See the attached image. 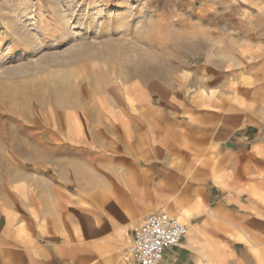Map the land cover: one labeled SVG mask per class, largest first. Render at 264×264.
<instances>
[{
    "label": "crops",
    "instance_id": "obj_1",
    "mask_svg": "<svg viewBox=\"0 0 264 264\" xmlns=\"http://www.w3.org/2000/svg\"><path fill=\"white\" fill-rule=\"evenodd\" d=\"M173 2L232 57L155 73V102H106L53 147L0 143V264H138L126 245L156 211L188 227L159 264H264V0Z\"/></svg>",
    "mask_w": 264,
    "mask_h": 264
},
{
    "label": "rangeland",
    "instance_id": "obj_2",
    "mask_svg": "<svg viewBox=\"0 0 264 264\" xmlns=\"http://www.w3.org/2000/svg\"><path fill=\"white\" fill-rule=\"evenodd\" d=\"M65 1L70 2L66 11ZM90 1L0 0V143L5 147L16 146L17 152L25 142L53 147L74 125L87 132L104 120L106 102L117 110L155 102V73L168 77L184 61L232 57L215 32H205L203 44L184 36V22L172 20L173 0ZM33 19L49 23L48 36L33 38L24 50L23 45L6 49V28ZM58 22L72 23L71 28L82 22L87 34L70 42L72 31ZM82 45L91 52L78 55Z\"/></svg>",
    "mask_w": 264,
    "mask_h": 264
},
{
    "label": "built area",
    "instance_id": "obj_3",
    "mask_svg": "<svg viewBox=\"0 0 264 264\" xmlns=\"http://www.w3.org/2000/svg\"><path fill=\"white\" fill-rule=\"evenodd\" d=\"M188 227L166 211L151 212L133 228L126 253L138 264H159L169 247H176Z\"/></svg>",
    "mask_w": 264,
    "mask_h": 264
},
{
    "label": "bare ground",
    "instance_id": "obj_4",
    "mask_svg": "<svg viewBox=\"0 0 264 264\" xmlns=\"http://www.w3.org/2000/svg\"><path fill=\"white\" fill-rule=\"evenodd\" d=\"M69 2V1H68ZM68 2L65 1L63 7L65 8V11L67 10L66 8V4H69ZM91 1L90 0H87V3L89 4ZM68 14V13H67ZM58 15V13L56 14ZM18 19H20V17L22 18L23 15H21L19 17V15H17ZM51 17V16H49ZM88 17V16H87ZM52 18V17H51ZM25 19V18H24ZM55 19V18H54ZM34 20V19H33ZM53 20V19H52ZM63 20V18L61 19V21ZM19 21V20H18ZM45 21V20H44ZM42 24H40V22L38 23V21H36V19L34 20L33 23H29L30 25H28L26 23V21L24 20H21V24H23L21 26V24H17L18 22H16V24H14L15 26H12L11 29L9 27L6 28V31L3 33V37H5L6 39V49H10L12 52H14L20 45H23L22 46V49L24 50V47L25 46H30L32 44V41H33V38H40L42 36H48V32H46L47 30V25L49 24L48 22L46 23V21ZM56 21V20H54ZM76 21V20H75ZM50 22V21H49ZM84 22V21H83ZM80 26H77V24H75L72 28L70 27L72 23H67V22H64L62 24V22H58V25L62 24L61 25V28L64 29L65 32L67 31H72L71 33V36H70V39L69 41L70 42H77V37L78 35H85L87 34V31H85V27L82 25V22H78ZM57 24V23H56ZM87 28H89V25H86ZM59 34L60 33H54L53 36L58 38L59 37ZM65 34V33H64ZM66 37L68 36L67 34H65ZM41 39V38H40ZM20 42V43H19ZM78 44V43H77ZM77 44H74L75 46H77ZM80 44V43H79ZM83 46V45H82ZM74 47V46H73ZM91 52V48H81L80 50L77 51L78 55H81L83 54V56L85 54H89ZM65 55V54H64ZM71 56V55H70ZM74 56V55H73ZM76 56V55H75ZM82 56V55H81ZM66 57V56H64ZM63 57V58H64ZM68 58V57H67ZM76 58V57H75ZM19 69V68H18ZM18 69H15L18 71ZM21 69V68H20ZM5 70V69H4ZM14 70H12L13 73H16ZM22 70H25V68L23 67ZM8 71L7 74L5 75H8V74H11V70H6ZM10 76V75H9ZM14 76V75H13ZM10 78V77H9ZM17 140V138L15 137L14 140Z\"/></svg>",
    "mask_w": 264,
    "mask_h": 264
}]
</instances>
